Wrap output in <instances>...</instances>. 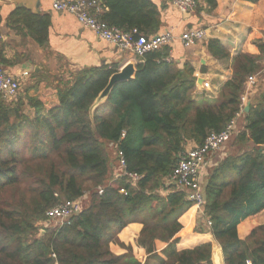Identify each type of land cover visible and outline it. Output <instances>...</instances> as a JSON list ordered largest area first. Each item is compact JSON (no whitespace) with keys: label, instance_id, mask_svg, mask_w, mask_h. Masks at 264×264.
<instances>
[{"label":"trees","instance_id":"16d2710c","mask_svg":"<svg viewBox=\"0 0 264 264\" xmlns=\"http://www.w3.org/2000/svg\"><path fill=\"white\" fill-rule=\"evenodd\" d=\"M196 1V11L202 10L201 1L209 12L216 7V0ZM99 2L108 9L99 18L111 27L147 38L161 30L160 10L150 0ZM258 47L260 56L235 58L233 79L212 104L193 100L194 69L170 61V47L141 58L134 80L116 85L94 110L117 69L103 66L79 71L70 80L58 77L51 108L29 95L37 85L11 103L0 101V264H143L131 247L121 256L110 250L131 223L143 226L137 244L147 251L145 264H213L211 243L177 250L176 237L184 229L179 220L194 207L187 193L160 192L188 143L203 146L241 112L248 78L263 69L264 43ZM206 48L218 60L230 57L218 40ZM28 108L35 110L33 116ZM244 115L247 124L232 138L231 152L205 177L199 226L212 222L207 227L225 264H264V226L246 240L237 232L241 222L264 210V90ZM112 152H121L128 170L144 177L136 187L115 179ZM85 196L88 204L78 215L64 225L44 227L52 208ZM156 241L168 244L165 260Z\"/></svg>","mask_w":264,"mask_h":264},{"label":"crops","instance_id":"0c3cea01","mask_svg":"<svg viewBox=\"0 0 264 264\" xmlns=\"http://www.w3.org/2000/svg\"><path fill=\"white\" fill-rule=\"evenodd\" d=\"M150 1L161 13L162 27L159 34L171 32L175 37L170 47L169 60L180 67L189 63L194 69L197 83L192 97L199 105L212 104L218 99L223 87L233 79L236 57L241 54L261 55L258 44L264 43V0L256 4L246 0H216V7L210 12L206 3L201 1L202 10L191 15L180 14L173 7L172 0ZM106 12L108 9H102V13ZM197 29L205 31L204 40L189 48L185 47L181 35ZM0 36V62L5 70L18 78L22 87L37 85L38 90H31L29 95L40 96L47 108L57 103L55 89L61 81L59 78L70 80L72 75L79 71L103 66L115 68L120 72L133 64L137 70V65L141 63V58L134 54L122 52L100 40L95 33L84 28L75 16L55 11L49 0H0ZM210 40H218L230 57L218 60L209 54L206 43ZM261 64L263 69L257 74V85L248 99L251 103L264 90V56ZM25 72H28V76L23 75ZM51 77L55 79L50 80ZM201 80L203 83H210L209 90L199 84ZM46 89H52L50 100L43 97ZM26 113L33 116L35 110L28 108ZM246 124L243 114L238 120L237 133ZM195 145L190 142L187 146ZM230 152L223 150L218 157L214 155L209 171ZM200 216L199 210L193 207L181 217L179 222L184 229L176 237L177 250H192L211 243L213 264H217L218 257H221L225 264L221 247L204 220L199 226ZM260 226H264V210L238 225L239 238L246 240L253 230ZM196 228L202 231L197 232ZM142 229L140 223L129 224L118 234L120 244H110L111 252L121 256L131 247L134 256L145 264L149 256L147 251L137 244ZM167 246V243L156 241L157 254L164 260L166 257L163 252ZM149 264L159 262L150 260Z\"/></svg>","mask_w":264,"mask_h":264},{"label":"built area","instance_id":"2783aa9c","mask_svg":"<svg viewBox=\"0 0 264 264\" xmlns=\"http://www.w3.org/2000/svg\"><path fill=\"white\" fill-rule=\"evenodd\" d=\"M49 1L52 3L55 11L65 12L75 16L84 28L91 30L100 40L113 45L122 52L132 53L138 58H143L149 53L171 47L175 40L171 32L147 38L145 36H139L137 31L125 32L117 27L107 25L99 18L102 13L100 0ZM172 5L182 15H191L196 12L198 7L196 0H172ZM180 38L184 46L189 48L196 42L204 40L205 31L199 29L191 30L182 34ZM1 40L2 37L0 36ZM23 75L28 76V72L23 73ZM257 78L258 75H253L248 78L246 91L242 97L243 106L241 112L227 125L224 131L211 133L205 140L203 146L195 145L186 147V150L181 155L178 166L165 179V189L160 192L161 194L165 195L174 188L183 190L187 193L188 201L194 204V207L199 210L200 215H204L202 210L205 203L203 196L204 178L209 172L213 156L237 133L238 120L245 112V106L248 103L249 96L257 85ZM210 86L209 82L203 83V88L206 90H209ZM21 89L22 84L20 80L10 75L0 62V101L7 103L15 101L19 97ZM122 137H125V133L122 134ZM116 163L117 166L114 168L116 180H127L133 187H136L143 180L144 177L142 175L128 170L127 161L121 152L116 154ZM103 192L104 190L100 189L99 194L102 195ZM120 193L125 196L127 195V191L124 189ZM84 198H88V196ZM83 199L67 201L52 208L47 213V221L44 223V227L47 228L54 222L57 225H64L71 218L78 215L84 208ZM207 226H212V222L208 219ZM53 258H56L55 255H53Z\"/></svg>","mask_w":264,"mask_h":264},{"label":"water","instance_id":"95a60500","mask_svg":"<svg viewBox=\"0 0 264 264\" xmlns=\"http://www.w3.org/2000/svg\"><path fill=\"white\" fill-rule=\"evenodd\" d=\"M136 73H137V70H136L135 66L133 64H130V65L126 66L125 68H123L120 72H117L116 74H114L111 77L110 82H109L108 86L106 87V89L100 94V96L96 100V102L93 106V110L96 109L101 104H103L109 98V96L112 93V90L115 88L116 85H118L120 83L130 82V81L134 80ZM199 84L200 85L203 84V81L202 80L199 81ZM250 105H251V102L249 101L245 107L246 113L249 112ZM43 234H44V232L41 231V235H43ZM217 264H223L221 257H218Z\"/></svg>","mask_w":264,"mask_h":264},{"label":"rangeland","instance_id":"374dc122","mask_svg":"<svg viewBox=\"0 0 264 264\" xmlns=\"http://www.w3.org/2000/svg\"><path fill=\"white\" fill-rule=\"evenodd\" d=\"M52 79H55V77H51V79L50 80H52ZM28 87V85H25V86H23L22 87V89H21V94H23L24 92H25V90H26V88ZM51 90L52 89H46L45 90V92H44V94H43V97H44V99H46V100H50V97H49V95H50V93H51ZM48 97V98H47ZM231 144H232V139L224 146L225 147V149H224V147H223V149H221L219 152H217L215 155H217V157H218V155H221V153L223 152V150H226V152L228 153V152H230L231 151ZM112 156H114V159L116 158V155L112 152ZM115 166H117V163L115 162L114 163V167ZM83 205L84 206H86L87 204H88V198H84L83 200ZM57 225V223L56 222H54V223H52V224H50V226L49 227H54V226H56Z\"/></svg>","mask_w":264,"mask_h":264}]
</instances>
